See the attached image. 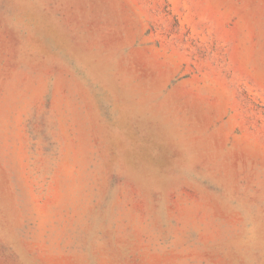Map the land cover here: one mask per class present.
I'll use <instances>...</instances> for the list:
<instances>
[{"label":"rangeland","instance_id":"rangeland-1","mask_svg":"<svg viewBox=\"0 0 264 264\" xmlns=\"http://www.w3.org/2000/svg\"><path fill=\"white\" fill-rule=\"evenodd\" d=\"M0 264H264V0H0Z\"/></svg>","mask_w":264,"mask_h":264}]
</instances>
